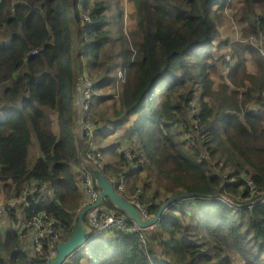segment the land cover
<instances>
[{"label":"trees","instance_id":"trees-1","mask_svg":"<svg viewBox=\"0 0 264 264\" xmlns=\"http://www.w3.org/2000/svg\"><path fill=\"white\" fill-rule=\"evenodd\" d=\"M134 3V44L121 46L113 63L114 55L100 56L112 40L104 0H0V199L20 200L0 211V224L7 223L0 226V264H47L54 258L51 245L68 238L76 210L86 202L83 182L73 170L80 164L83 178L91 172L87 161L92 158L89 137L76 141L73 133L69 98L81 63L78 58L72 64L76 34L90 40L91 56L82 58L95 87L112 97L119 90L114 121L109 116L104 132L113 123L134 153L131 192L138 188L151 214L172 195L195 196L174 201L160 224L145 231V242L131 230L90 237L64 264H264V0ZM228 7L243 40L220 38L219 23ZM83 20L90 32L83 30ZM223 44L233 46V59L219 54L229 68L216 83L211 68ZM243 50L253 54L255 71L249 70ZM65 57L73 68L70 87ZM114 68L124 70L125 80H112ZM92 115L99 124L100 112ZM31 130L42 151L32 166ZM120 156L101 167L108 177L120 175L127 165L122 151ZM104 204L127 215L108 198ZM43 211L57 238L44 236L37 252L33 225L26 223Z\"/></svg>","mask_w":264,"mask_h":264},{"label":"rangeland","instance_id":"rangeland-1","mask_svg":"<svg viewBox=\"0 0 264 264\" xmlns=\"http://www.w3.org/2000/svg\"><path fill=\"white\" fill-rule=\"evenodd\" d=\"M104 5L107 6V12L106 15L108 17V28L112 29V32L110 33V37L112 38V40H109L107 42V44L105 45L104 48L101 49L100 51V56L102 59L105 58V56H107V54H111L114 55L115 59L113 60V63H115L116 61H118V59L115 57V54L117 53L118 49L123 46V45H129L132 46L134 44V38H133V31L137 30V12H136V4L134 3V0H104ZM82 7V4L79 5V8ZM88 14V12H86ZM225 19L223 24L219 23V28L221 29V34H220V38L222 40L226 39V38H230L231 40H243L245 39L242 35L239 34V28L237 26V23H235V20L233 18V10L228 7L225 11ZM84 25V21H82ZM81 38L76 34L75 39ZM249 41L253 42L254 44H257L255 42V38L253 36H250L248 38ZM86 40L85 39H78L77 40V46L75 48V53L73 55L72 58V64H74V59L75 61L80 58L78 54L80 51L84 50L85 51V47H86ZM230 42V41H229ZM261 43V42H260ZM233 46L230 44H223L221 47H218L215 53L216 58L219 57L220 53H223V55L225 56V58H230L231 56L229 55L230 52L232 51ZM244 55L247 58V64H248V68L251 71H255V66L252 62V57L253 54L248 51V50H243ZM264 54V52H262ZM88 57L91 56V52H89L87 54ZM231 59H233L231 57ZM86 61V59H84ZM216 62L218 63L217 66H212L211 68V72H212V76L215 78L216 83L221 81V75L226 76L227 75V71H228V66L224 65V59H217ZM63 64L64 66L67 68L68 72L70 73V82H69V87L72 86L73 83V69L71 66V63L69 62L68 57H65L63 60ZM237 65V64H236ZM233 65V66H236ZM84 67L87 68L88 73L89 72V68L87 66V63L85 62ZM218 67V69H217ZM117 76H119V78L121 80H125L126 78V74L124 72L123 69H118V68H114L112 71V80H115L117 78ZM111 78V77H110ZM97 93H101V95L99 96L101 97H106L107 99L104 101L101 99V105H103V110L100 111L101 117L103 120H106L109 118V116L111 117V119L114 118V115L112 114V106L113 103H115L118 100V95H119V90L117 89L116 92L114 93V97L111 96L110 92H104L101 88H99V90L97 91ZM70 94V91L68 93V95ZM78 91L76 90V101L79 102L80 98L78 95ZM70 101V105L72 110L74 109L75 106V96L73 94V96H71L69 98ZM96 101V99H95ZM105 104H108L106 107L104 106ZM80 117V112L76 115V119H77V123ZM114 121V119H113ZM53 129L55 130V132L59 131V127L57 124V121L55 120L53 123ZM113 131V127L111 125V129H109V131ZM74 132V131H73ZM115 132V130H114ZM172 135L175 139H179V135L177 134L175 129H172ZM68 136L70 137L71 140L74 141L73 135H72V130L69 131ZM112 136H114V134H112ZM114 138V137H113ZM127 148V147H126ZM82 152V151H80ZM42 155V151L40 149V145H39V141L38 138L35 134V132L33 130H31V145L29 147V164L32 166L34 164V162L36 161V159L38 157H40ZM82 160V158H81ZM81 166L80 164H74L73 165V170L75 171V175H77L78 178L81 179V182H83V178L82 176L77 172V167ZM117 180L115 181L116 185L118 184V179L120 178V175H116ZM125 190L127 191H131V183H125ZM49 193L48 196L49 197H53V192L51 189H49ZM138 197V200L141 204H143V202L141 201V199L139 198V194H138V188L137 190H135V192H132L130 194V196L133 198L134 196ZM155 201H157V199H155ZM1 204L3 205L4 202L2 200V198L0 199V206ZM104 206V205H101ZM4 212V211H3ZM0 212V222H2L1 219H4V214L1 215ZM6 224H0V226H5ZM98 238V237H97ZM92 247H89L88 249V254L90 255Z\"/></svg>","mask_w":264,"mask_h":264},{"label":"built area","instance_id":"built-area-1","mask_svg":"<svg viewBox=\"0 0 264 264\" xmlns=\"http://www.w3.org/2000/svg\"><path fill=\"white\" fill-rule=\"evenodd\" d=\"M76 90L79 95V102L77 104V114L80 112V117L77 123L75 134L77 138L89 137L92 141L89 145L88 152L90 156L94 158L96 163H100V160L103 158V153L98 146V144L92 139L95 129L98 127V124L94 121L92 115V105L94 101L95 94L97 91L94 88L93 79L86 73V71L81 72L76 79ZM186 134L184 133V136ZM191 138V142H194V137L191 133L188 134ZM127 147V148H126ZM123 154L126 156L127 165L123 167L120 172L121 178H119L118 185L120 188L125 187L126 178L136 170V163L133 161L135 156L130 147L124 146L122 149ZM247 183L253 185V181L250 178H247ZM83 189L87 194V204L95 203L98 200L99 190L94 181L93 174L90 171L83 173ZM19 199L5 201L4 204L0 206V211H5L6 204H14L19 202ZM132 201L137 204L146 218L152 216L151 213L147 212L146 206L141 204L138 200V197L135 195L132 198ZM264 203V196L261 199ZM85 203V204H86ZM167 209L164 210V213H167ZM47 212L43 211L39 215L35 216L30 222L26 223V226L29 227L33 225L34 230V244L35 251L39 252L42 250V238L48 234L52 235L54 238H57V232H55L53 221L47 220ZM129 217L118 214L115 210L107 206H96L91 209L88 213V223L92 227L93 235H109L116 230H131L137 231L139 233L140 240L145 242L146 233L145 228L140 227L134 220H131L133 223L129 225ZM57 254V245H51L49 255L50 257H55Z\"/></svg>","mask_w":264,"mask_h":264},{"label":"water","instance_id":"water-1","mask_svg":"<svg viewBox=\"0 0 264 264\" xmlns=\"http://www.w3.org/2000/svg\"><path fill=\"white\" fill-rule=\"evenodd\" d=\"M97 187L99 188L98 200L81 209L75 227L72 233L65 240H60L57 244V254L54 258L49 259L47 264H64L67 259L90 238L92 227L85 221V215L89 209L98 206L105 199H110L117 207L124 210L131 220H134L140 227L151 229L153 225L160 222L162 211L170 206L174 201L181 198L194 197V192L180 193L169 197L159 208L156 215L151 218H145L142 210L132 201L118 191L116 184L103 172L102 168L92 160L87 161ZM222 196V195H221ZM224 199L231 201L229 197L222 196Z\"/></svg>","mask_w":264,"mask_h":264},{"label":"crops","instance_id":"crops-1","mask_svg":"<svg viewBox=\"0 0 264 264\" xmlns=\"http://www.w3.org/2000/svg\"><path fill=\"white\" fill-rule=\"evenodd\" d=\"M76 45H77V42H76ZM74 66L75 65L73 64V67ZM74 72H76L75 69H74ZM73 94H74V92H73ZM75 104H76V96H75ZM94 110L97 113H99L101 110H103V105H101V98H99V97L96 98V101H95V109ZM73 112H74V117H75V106H74ZM100 116H101V114H100ZM105 121H107V119L106 120H103L102 117L99 118L98 128L96 129L95 134L93 136V139L103 149L102 151L104 153V157L102 159L101 166H103L107 162H118V160L120 161V159H121V156H120V148H121V145L125 142L124 139H123V137H122V135H121L122 134L121 129L114 127V125H112L113 131L111 130L109 132H104L106 129H108V128H106L104 126ZM74 127H75V123H74ZM109 129H110V127H109ZM74 130H75V128H73V131ZM114 130H115V132H114ZM112 134H114V136H112ZM119 137L121 138V140L119 139ZM74 138L77 141L78 138H77L76 134L74 135ZM78 148H79V145H78ZM80 169H81V166H78L77 167V172L78 173L80 172ZM120 191L126 197H129V195L132 193L131 191L129 192V191L125 190V189L124 190H120ZM81 209L80 210H76V215H75L76 221H77V217H78ZM85 221L88 222L87 214L85 215ZM110 236H112V234H109L108 235V237H110ZM68 259H67V261H68Z\"/></svg>","mask_w":264,"mask_h":264},{"label":"clouds","instance_id":"clouds-1","mask_svg":"<svg viewBox=\"0 0 264 264\" xmlns=\"http://www.w3.org/2000/svg\"><path fill=\"white\" fill-rule=\"evenodd\" d=\"M80 4H82V1H79V3H78V7H79V5ZM80 10H81V16H82V18L85 20V21H87L89 24L92 22V19H91V16H89L90 14H89V12L88 11H86V12H88V14L85 12V11H83V8L81 7V8H79ZM83 20V21H84ZM84 21V22H85ZM82 24H83V22H81ZM83 26V30H85L86 32H90V30H89V28L84 24V25H82ZM85 35L86 34H84V37H85ZM78 39H80V38H78ZM77 38L75 39V48H76V42H77V40H78ZM85 39V38H84ZM87 42H86V47H85V51H88V53L90 52V49L87 47V44L90 42V40H89V38L88 39H85ZM85 51L84 50H82V51H80L78 54H76V55H79V57H80V61H81V63L80 64H78L77 65V67L79 68V71H80V73L81 72H83V71H86V73L93 79V81H94V88H95V90L96 91H98V89L95 87V80H94V78L88 73V70H87V68L86 67H84V64H85V62L87 63V61H85L84 59H86V58H82V56H87V55H85ZM88 57V56H87ZM88 66V65H87ZM89 68V67H88ZM79 73V74H80ZM74 95L76 96V83H75V88H74ZM101 95V93H99V94H95V97H94V101H93V105H92V114L95 112V99L96 98H98L99 96ZM77 104H78V101H76V104H75V117H74V123H75V127H76V115H77ZM96 122V121H95ZM97 124H98V122H96ZM112 125H114L113 123H112ZM74 127V128H75ZM98 128V127H97ZM96 130V129H95ZM94 134H95V131H94ZM74 135H75V130H74ZM94 136V135H93ZM93 136H92V139H93ZM78 139H83V138H78ZM89 139V138H88ZM90 140V139H89ZM94 140V139H93ZM95 141V140H94ZM96 142V141H95ZM97 143V142H96ZM98 144V143H97ZM98 146H99V144H98ZM124 146H127V145H125V143H123L122 145H121V148H120V151H122V149L124 148ZM129 147V146H128ZM101 149V148H100ZM101 151H102V149H101ZM102 153H103V151H102ZM92 157V156H91ZM103 157H104V153H103ZM103 159V158H102ZM102 159L100 160V163H97V165L98 166H100V167H102L101 166V164H102ZM90 160H92V161H94V158L92 157ZM134 160H135V158H134ZM95 162V161H94ZM96 163V162H95ZM124 167V166H123ZM137 168V167H136ZM137 170V169H136ZM136 170L135 171H133V173H131L127 178H126V183H128V181H129V179H131V177H132V175L136 172ZM92 173V172H91ZM93 178H94V176H93ZM114 183H115V181L117 180V178L115 177V176H113V177H109ZM120 178H121V176H120ZM94 181H95V178H94ZM118 181H119V179H118ZM95 183H96V181H95ZM116 184V183H115ZM97 185V184H96ZM117 186V189H118V191L119 192H121L120 190H124V188H120L119 187V185L117 184L116 185ZM98 188V187H97ZM98 190H99V188H98ZM122 193V192H121ZM123 194V193H122ZM124 195V194H123ZM128 199L130 200V201H132V197L129 195V197H128ZM87 200V194H86V197H85V201ZM180 200V199H179ZM105 201V200H104ZM104 201L101 203V204H99L98 206H101V205H104V206H107V205H105L104 204ZM176 201H178V200H176ZM133 202V201H132ZM86 203V202H85ZM134 203V202H133ZM91 204H93V203H91ZM135 204V203H134ZM87 205H90V204H84L83 205V207L82 208H84L85 206H87ZM136 206H138L137 204H135ZM108 207V206H107ZM139 207V206H138ZM169 207L170 206H167L165 209H167V211H168V209H169ZM94 208V207H93ZM93 208H91V209H93ZM140 208V207H139ZM91 209H89L88 210V212L86 213L87 214V218H88V213H89V211L91 210ZM141 209V208H140ZM164 209V210H165ZM164 210L162 211V217H163V215H165L166 213H164ZM168 213V212H167ZM119 214V213H118ZM127 214V213H126ZM154 215H156V214H152V216L151 217H153ZM124 216H127V217H129L128 215H125L124 214ZM144 217H145V215H144ZM150 217V218H151ZM146 218V217H145ZM129 221H131V220H129ZM133 223V222H132ZM76 224V223H75ZM89 224V223H88ZM137 224V223H136ZM158 224H160V222L159 223H157V224H155V225H153L152 226V228H154V227H156V226H158ZM151 228V229H152ZM145 230H150V229H147V228H145ZM100 236H102V237H105V236H108V235H100ZM99 235L98 236H94L93 235V231H92V233H91V236L90 237H100Z\"/></svg>","mask_w":264,"mask_h":264}]
</instances>
